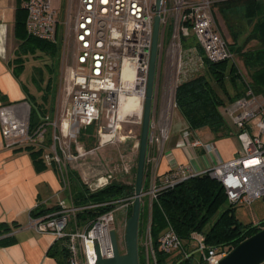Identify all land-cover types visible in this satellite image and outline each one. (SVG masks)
Returning <instances> with one entry per match:
<instances>
[{"label":"built area","instance_id":"1","mask_svg":"<svg viewBox=\"0 0 264 264\" xmlns=\"http://www.w3.org/2000/svg\"><path fill=\"white\" fill-rule=\"evenodd\" d=\"M223 1L226 0H162L148 133V147L155 153L160 154L168 138L177 110V86L196 76L204 68L205 59L210 62L233 60L228 41L219 31L213 15L215 5ZM22 5L28 35L61 43L63 47L65 41L72 38L73 64L67 75V99L58 119H50L46 114L31 129L29 116L15 105L0 103L1 142L6 148L47 151L65 182L73 164L88 188L102 176L109 177V183L111 176L94 175L86 160L97 149L125 142L130 135L121 133L124 124L141 125L155 0H77L74 7H68L60 36L57 11L51 0H24ZM188 36L195 38L199 48L183 46V37ZM130 97L136 99L135 110L124 108ZM223 115L238 142L235 156L227 160L213 159L203 170H196L189 163L172 161L165 172L148 175V188L142 196L147 209L139 246L142 264H158L150 223L152 201L161 191L191 177L209 174L221 183L229 204L264 202V98L247 89L243 97L224 107ZM91 125L96 139L93 146L86 147L79 137ZM180 133L181 142L190 149L212 152V143L194 136L187 126H183ZM121 169L123 173L130 172L127 163ZM132 202L131 197L122 199L115 208L97 215L85 226L76 223V214L91 205L74 204L39 217L30 216L27 226L35 232L53 235L56 241L76 240L81 263L96 264L97 250L102 258L113 256L109 232L118 233L114 212L122 208L127 213ZM192 239L194 247L184 250L181 239L168 226L158 238V249L185 258L199 253L204 264H216L232 249L206 245L200 232H193ZM68 264H71L69 259Z\"/></svg>","mask_w":264,"mask_h":264},{"label":"trees","instance_id":"2","mask_svg":"<svg viewBox=\"0 0 264 264\" xmlns=\"http://www.w3.org/2000/svg\"><path fill=\"white\" fill-rule=\"evenodd\" d=\"M20 1L24 0H18V2ZM231 4L240 5L243 8V18L251 27L243 42L237 44L238 33L233 31L230 25L228 26L229 33L233 38L232 44L228 42L233 53V60L210 62L205 59V72L198 73L191 79L180 83L175 91L177 111L187 123V127L194 130L207 126L216 137L233 135L232 127L220 111L223 105L243 97L247 89L264 98V0H226L217 3L215 7ZM220 11H224V9L221 8ZM25 17L26 11L23 5L18 4L15 9L14 29L15 34L22 40L20 51L25 54L34 53L36 49H39L48 56L56 58L59 55L61 43H52L28 35L24 25ZM252 41L255 45L247 47ZM183 46L185 48L190 46L199 48L193 36L183 37ZM234 55L240 58L247 70L248 77L246 79L240 74ZM14 61V72L18 74L23 69L24 59L19 55ZM35 74L39 76V80L33 76L32 81L36 83L42 94L39 101L32 94H29L28 97L30 106L29 126L31 129L35 128L41 118L48 114L45 105L52 97L53 87L51 80H48L45 87H42L40 85L42 81L40 70L35 69ZM228 85L235 90L233 96L228 92ZM93 129V125L89 126L79 137L86 147H90L95 141L89 135L92 134ZM31 157L36 168H41L42 160L39 150L31 151ZM124 174L129 175L128 173ZM147 175L145 170L143 191L147 189ZM69 178L76 206L91 205V207L76 214V219L80 225L115 208L119 201L124 198L131 197L133 200L135 179L133 183H129L112 178L106 186L91 191L82 183L76 171L70 170ZM235 207V205L227 202L221 183L209 174L191 177L158 193L157 198L152 201L150 223V235L158 264H166L167 258L171 255L158 249V238L168 226H171L176 232L181 239L182 248L187 251L195 245L192 239L193 232L202 233L206 245L231 249L264 227V220L255 224L241 223L234 214ZM57 208H43L38 204L31 209L30 216L39 217ZM131 209L132 204L128 206L127 217L131 214ZM146 215V207L141 206L138 228L139 240L145 229ZM0 228V233L10 230L3 225H0ZM62 241H55L49 249V254L56 258L58 264H68V249ZM6 242H11V240L0 241L1 244ZM138 251L139 264H142L140 247ZM178 255L180 258L172 264H204L200 259V254L197 260L194 259L193 255L187 258L181 254Z\"/></svg>","mask_w":264,"mask_h":264},{"label":"crops","instance_id":"3","mask_svg":"<svg viewBox=\"0 0 264 264\" xmlns=\"http://www.w3.org/2000/svg\"><path fill=\"white\" fill-rule=\"evenodd\" d=\"M68 2L69 0L66 4V15ZM76 3L77 0H74L72 6L74 7ZM18 4L22 6L23 1L0 0V103L15 105L23 114L29 116V94L40 100L39 94L36 96L30 88V81L36 75L34 72L38 67L32 65L30 73L25 76L22 73L24 68L18 74L14 72V59L19 55L24 59L27 55L20 51L22 40L15 34L14 29L15 9ZM52 6L57 11V28L60 36L62 22L59 17V8ZM50 58L53 61L52 65L56 67L59 55L56 58ZM44 64L52 71L49 62L44 61ZM24 65L23 62V67ZM33 83L37 87L36 83ZM53 90L52 87L51 96H53ZM41 94L42 91L40 96ZM175 115L178 118L172 122L168 138L160 154L147 148L145 170L148 175L151 172L156 175L165 172L172 161L189 163L196 170H203L212 163L213 159L227 160L236 155L238 149L236 138L233 135L216 137L207 126L191 130V132L203 142L212 143V152L208 154L200 148L190 149L187 144L181 142V127L187 126V123L178 111ZM33 150L38 151L21 147L6 148L0 138V225L10 228L8 232L0 233V241L11 240V242L0 243V264H58L56 258L49 254L50 247L56 241L54 236L28 228L30 211L38 204L43 208L76 205L69 178L70 170L65 182L45 150H39L42 167L36 168L31 157ZM193 153L197 155L193 156ZM131 170L132 167L127 176L131 175ZM116 174L122 175L120 171ZM105 175H110L111 179H118L111 173ZM145 204L144 200H141V206L146 207ZM192 255L194 257L195 254ZM178 258H180L178 253H173L167 258L166 264H172Z\"/></svg>","mask_w":264,"mask_h":264},{"label":"rangeland","instance_id":"4","mask_svg":"<svg viewBox=\"0 0 264 264\" xmlns=\"http://www.w3.org/2000/svg\"><path fill=\"white\" fill-rule=\"evenodd\" d=\"M68 0H51L52 5L57 6L59 8V17L62 22L61 32L62 35L63 28H64V19L66 16V4ZM74 4V0H69L68 7ZM223 8L224 11H220V9ZM243 8L240 5H229V6H222L219 5L213 8V15L214 19L218 25V29L221 32L222 36L229 42V44L233 43V38L231 37L229 33L228 26L230 25L233 31L238 33L237 37V44H241L243 40L246 38V35L250 31L251 27L250 24L247 23V21L243 18L242 15ZM255 43L252 41L250 42L248 46H254ZM73 42L72 38H68L65 41L64 47L61 46L60 54H59V60L57 63V66L54 67L52 65V59L46 55V53L42 52L39 49H36L34 53L28 52L27 55L24 57V69L22 70L23 75L30 73L32 69V65H35L38 67V69L41 72V79L40 85L42 87H45L48 80H52L53 85V96L49 99V101L46 103V109L48 110V115L50 116V119H58L60 117V114L62 113L64 103L67 99V82H68V70L69 67L73 64ZM235 57V63L237 64L238 70L243 78L248 77L247 70L244 68L240 58L237 55H234ZM44 61L46 63H50L49 66L52 71L47 67L46 64H44ZM55 71V72H54ZM34 72V71H33ZM205 68H203L199 73H204ZM35 74V72H34ZM36 79H39V76L35 75ZM241 77V78H242ZM30 88L34 92V94L40 99V93L39 89L34 85L33 81H30ZM228 92L231 96L234 95L235 90L228 85ZM241 98V97H239ZM238 99V98H237ZM237 99H234L227 104L223 105L220 108V111L223 115L224 107L230 105L231 103H234ZM52 107V110H51ZM175 113H177V110L174 112L172 122H175L178 117H176ZM224 116V115H223ZM255 120L252 122V125H254ZM185 126V125H184ZM171 127V126H170ZM183 126L181 127V129ZM170 129V128H169ZM131 132V133H129ZM121 133L123 135H130V137L123 143H116V144H109L106 145L100 149L96 150V153L92 157L87 158V162H89L88 167L89 169H92V173L94 175H102V174H108L111 173L113 176L120 178L122 181H126L129 183H133L135 179V170H136V164H137V156H138V143H139V135H140V125L137 124H124L121 129ZM92 136V138L95 140V131L93 130L92 134H89ZM94 142H92V145H94ZM135 142H137V146H135ZM90 146V147H91ZM129 164L131 170V175L127 176L123 173L121 167L125 164ZM73 164H71V169L73 171H78L74 169ZM118 171L122 173V175L116 174ZM79 175V174H78ZM148 178V175H147ZM142 200H145V198L141 197ZM128 208L126 209V211ZM235 216L239 219V221L243 224H249V223H260L264 220V202L261 200H255L249 205H241L236 206L234 211ZM114 218H115V228L117 229L116 239H117V245L120 253H124L125 246H124V239L123 234L124 233V226L127 219V213H125L124 209L119 208L114 212ZM90 221V220H89ZM89 221L85 222L81 226H85ZM78 223V221L76 222ZM79 224V223H78ZM74 226V224H72ZM63 244L68 249L69 253V260L71 264H82L81 263V255L79 252V246L78 242L76 240L67 239L62 241ZM139 246H140V240H139ZM194 257H197L195 260L199 259V254L194 253Z\"/></svg>","mask_w":264,"mask_h":264},{"label":"water","instance_id":"5","mask_svg":"<svg viewBox=\"0 0 264 264\" xmlns=\"http://www.w3.org/2000/svg\"><path fill=\"white\" fill-rule=\"evenodd\" d=\"M162 0H155V16L153 22L152 44L150 51L147 89L140 125L138 156L135 173L134 196L131 214L124 226V253H120L117 245L116 232H109L113 256L102 258L97 250L96 264H139V219L141 212V197L143 196V182L145 178V162L148 148L149 121L151 115L152 89L156 67L157 45L159 35L160 8ZM109 181V177L102 176L94 180L89 188L91 191L102 188ZM264 263V227L245 238L222 256L216 264H262Z\"/></svg>","mask_w":264,"mask_h":264},{"label":"bare ground","instance_id":"6","mask_svg":"<svg viewBox=\"0 0 264 264\" xmlns=\"http://www.w3.org/2000/svg\"><path fill=\"white\" fill-rule=\"evenodd\" d=\"M124 108L129 110H135L136 106V99L134 97H130L125 101Z\"/></svg>","mask_w":264,"mask_h":264}]
</instances>
